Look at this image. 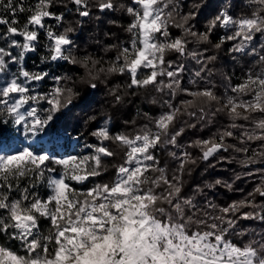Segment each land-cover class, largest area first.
Returning a JSON list of instances; mask_svg holds the SVG:
<instances>
[{
    "label": "clouds",
    "instance_id": "clouds-1",
    "mask_svg": "<svg viewBox=\"0 0 264 264\" xmlns=\"http://www.w3.org/2000/svg\"><path fill=\"white\" fill-rule=\"evenodd\" d=\"M0 264H264V0H0Z\"/></svg>",
    "mask_w": 264,
    "mask_h": 264
},
{
    "label": "trees",
    "instance_id": "trees-1",
    "mask_svg": "<svg viewBox=\"0 0 264 264\" xmlns=\"http://www.w3.org/2000/svg\"><path fill=\"white\" fill-rule=\"evenodd\" d=\"M2 134H3L5 139H7L9 137V135H10L7 129H3L2 130Z\"/></svg>",
    "mask_w": 264,
    "mask_h": 264
}]
</instances>
